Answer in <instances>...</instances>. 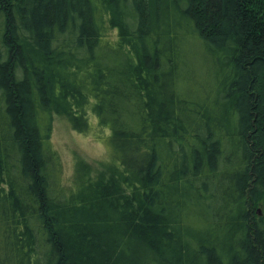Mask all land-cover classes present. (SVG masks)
<instances>
[{"label":"trees","instance_id":"1","mask_svg":"<svg viewBox=\"0 0 264 264\" xmlns=\"http://www.w3.org/2000/svg\"><path fill=\"white\" fill-rule=\"evenodd\" d=\"M0 264H264V0H0Z\"/></svg>","mask_w":264,"mask_h":264},{"label":"rangeland","instance_id":"2","mask_svg":"<svg viewBox=\"0 0 264 264\" xmlns=\"http://www.w3.org/2000/svg\"><path fill=\"white\" fill-rule=\"evenodd\" d=\"M90 133L73 130L62 116L54 115L49 144L59 155L64 181L73 179L77 160L86 161L96 171L102 161L110 159L108 129L97 125L95 116L89 114Z\"/></svg>","mask_w":264,"mask_h":264},{"label":"bare ground","instance_id":"3","mask_svg":"<svg viewBox=\"0 0 264 264\" xmlns=\"http://www.w3.org/2000/svg\"><path fill=\"white\" fill-rule=\"evenodd\" d=\"M258 213L260 214V209H258Z\"/></svg>","mask_w":264,"mask_h":264}]
</instances>
